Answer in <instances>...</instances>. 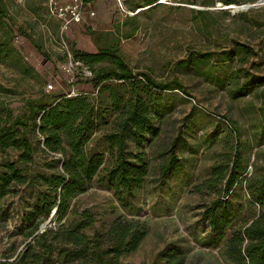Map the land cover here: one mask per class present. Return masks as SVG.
<instances>
[{
	"label": "rangeland",
	"instance_id": "374dc122",
	"mask_svg": "<svg viewBox=\"0 0 264 264\" xmlns=\"http://www.w3.org/2000/svg\"><path fill=\"white\" fill-rule=\"evenodd\" d=\"M143 1H87L81 20L65 29L66 23L52 14L50 3L67 9L71 0H0V125L22 115L26 100L44 94L85 93L99 97V103L111 111L110 92L98 95L86 82L92 73L74 60L73 51L89 54L112 47L132 74L146 72L168 89L147 90L158 110L156 136L144 146L147 175L142 188L129 198L130 207L122 209L112 192L95 180L75 200L92 211L98 225L118 216L144 221L147 234L137 251L122 258L123 264H162L158 255L164 250L181 254L184 264H232L224 256L226 239L264 215V204L248 195V187L264 174L260 115L264 110V4H259L261 0H236L238 4L229 6L219 0H156L147 6ZM241 5L251 7L240 11ZM237 45L246 46L249 53L229 59ZM190 58L187 65L177 64ZM244 75L258 81L249 94L234 99L231 92ZM108 83L118 85L119 97L127 99L129 82ZM115 115L88 143L89 149L105 153L106 167L112 157L104 137L114 130ZM31 138L36 145L35 136ZM173 154L174 169L166 174L163 166ZM17 157L13 151L0 150V160ZM233 159L241 165L233 190L223 193L220 184L197 191L213 176L214 168H230ZM47 163L48 157L37 152L27 170L47 172ZM40 190L36 185L20 186L0 202V256L8 241L22 243L23 236L16 230L20 213ZM214 201L221 206L228 202L234 214L233 223L217 242L202 215Z\"/></svg>",
	"mask_w": 264,
	"mask_h": 264
},
{
	"label": "trees",
	"instance_id": "16d2710c",
	"mask_svg": "<svg viewBox=\"0 0 264 264\" xmlns=\"http://www.w3.org/2000/svg\"><path fill=\"white\" fill-rule=\"evenodd\" d=\"M219 1L225 6L238 4L236 0ZM155 2L145 0L143 4L152 6ZM248 53L246 46L237 45L227 57L241 58ZM73 55L75 61L91 71L92 77L86 82L96 93L110 92L112 109H105L99 97L81 92L57 97L44 94L37 100H26L22 115L2 122L0 150L13 151L18 157L0 160V202L20 186L36 185L41 190L20 213L21 224L16 230L23 236L22 243L8 241L7 248L1 252L0 264H123L122 258L137 251L147 234L144 221L135 218L118 216L110 223L98 225L92 211L79 207L75 198L88 191L95 180L112 192L122 209L130 207L131 197L142 188L147 175L144 146L156 136L158 110L148 91L167 90L168 86L154 81L146 72L132 74L112 47L89 54L73 51ZM190 60L177 64L187 65ZM237 70L242 73L241 67ZM242 78L241 84L231 92L234 99L249 94L253 82L258 81L248 75ZM110 80L118 84L129 82L127 99L119 97L118 85L108 83ZM113 114H116L112 121L114 130L104 137L108 155L112 157V163L106 167L105 153L89 149L88 143L94 132L111 122ZM260 115L264 125V110L260 109ZM31 135L35 136L36 145ZM37 152L48 157L47 172L27 170L33 166ZM176 160L173 154L163 166V172L172 171ZM230 165V168H223L224 165L214 168L213 176L197 191L202 192L204 187L215 189L221 184L223 193L228 194L237 185L241 171L239 160L233 159ZM248 195L264 204V174L254 186L248 187ZM228 205L214 201L202 214L215 242L223 239L234 221L233 209ZM53 209H57L56 224L35 234ZM20 245H24L21 250ZM224 247V256L232 264H264V215L233 231ZM158 259L162 264H184L183 256L174 250L162 251Z\"/></svg>",
	"mask_w": 264,
	"mask_h": 264
},
{
	"label": "built area",
	"instance_id": "2783aa9c",
	"mask_svg": "<svg viewBox=\"0 0 264 264\" xmlns=\"http://www.w3.org/2000/svg\"><path fill=\"white\" fill-rule=\"evenodd\" d=\"M83 4H85L83 0H71V3L67 6V9L55 7V2H51L50 7L52 14L56 13L60 20L66 23L64 28L67 29V24L71 22L77 23L81 20L80 12Z\"/></svg>",
	"mask_w": 264,
	"mask_h": 264
},
{
	"label": "water",
	"instance_id": "95a60500",
	"mask_svg": "<svg viewBox=\"0 0 264 264\" xmlns=\"http://www.w3.org/2000/svg\"><path fill=\"white\" fill-rule=\"evenodd\" d=\"M259 4H264V0H261ZM250 6L247 5H241L239 8L240 11H246L248 10ZM226 10H233V12L236 10L235 7H228ZM56 211L57 209H53L52 212L50 213L49 217L45 221V223L41 224L38 228V231L35 234H41L45 231L46 228L51 227L52 225H55L57 219H56Z\"/></svg>",
	"mask_w": 264,
	"mask_h": 264
}]
</instances>
